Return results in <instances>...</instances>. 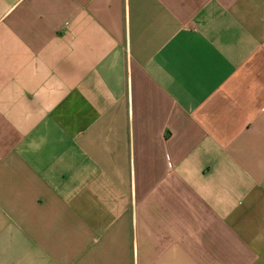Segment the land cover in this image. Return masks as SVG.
Here are the masks:
<instances>
[{
	"label": "crops",
	"instance_id": "crops-1",
	"mask_svg": "<svg viewBox=\"0 0 264 264\" xmlns=\"http://www.w3.org/2000/svg\"><path fill=\"white\" fill-rule=\"evenodd\" d=\"M0 264H264V0H0Z\"/></svg>",
	"mask_w": 264,
	"mask_h": 264
}]
</instances>
